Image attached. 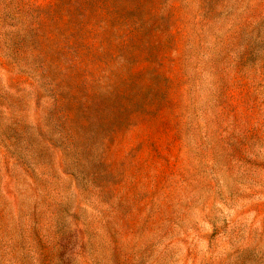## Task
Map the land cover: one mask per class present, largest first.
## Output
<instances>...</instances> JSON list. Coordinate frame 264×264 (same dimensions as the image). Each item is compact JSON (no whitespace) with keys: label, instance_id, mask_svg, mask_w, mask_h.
Wrapping results in <instances>:
<instances>
[{"label":"rangeland","instance_id":"374dc122","mask_svg":"<svg viewBox=\"0 0 264 264\" xmlns=\"http://www.w3.org/2000/svg\"><path fill=\"white\" fill-rule=\"evenodd\" d=\"M0 264H264V0H0Z\"/></svg>","mask_w":264,"mask_h":264}]
</instances>
